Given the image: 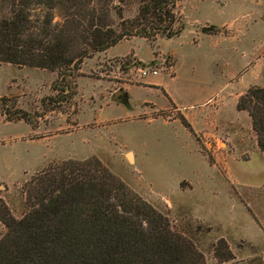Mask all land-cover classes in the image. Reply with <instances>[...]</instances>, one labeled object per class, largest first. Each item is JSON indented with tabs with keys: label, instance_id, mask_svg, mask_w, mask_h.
I'll use <instances>...</instances> for the list:
<instances>
[{
	"label": "rangeland",
	"instance_id": "374dc122",
	"mask_svg": "<svg viewBox=\"0 0 264 264\" xmlns=\"http://www.w3.org/2000/svg\"><path fill=\"white\" fill-rule=\"evenodd\" d=\"M97 1L100 8L110 7L114 25L138 10V0ZM1 4L8 15L11 0ZM174 11L172 39L125 38L106 54L84 58L70 78L60 79L57 70L0 62V207L21 217L29 207L27 185L37 173L95 157L161 211L206 264H264V154L248 113L220 140L209 127L192 133L161 88L139 84L138 70L164 72L166 87L182 106L201 105L208 89L226 84L230 93L223 105L232 108L249 87H264V0H178ZM209 22L230 30L218 47L209 38L193 41L191 30L215 29ZM171 53L178 56L175 78L165 74L175 71ZM134 54L147 63L138 65ZM218 55L227 57L226 71ZM119 89L117 101L113 95ZM15 109L26 111L30 122ZM6 231L0 220V238Z\"/></svg>",
	"mask_w": 264,
	"mask_h": 264
},
{
	"label": "trees",
	"instance_id": "16d2710c",
	"mask_svg": "<svg viewBox=\"0 0 264 264\" xmlns=\"http://www.w3.org/2000/svg\"><path fill=\"white\" fill-rule=\"evenodd\" d=\"M177 1L138 0L135 16L114 25L110 7L100 8L97 0H11L8 15L0 0V62L73 77L84 58L125 38H171ZM236 107L250 116L264 154V87H249ZM15 110L30 122L26 111ZM179 119L194 133L183 115ZM27 189L29 207L21 217L0 207L7 228L0 238V264H206L161 211L95 157L48 167L30 179Z\"/></svg>",
	"mask_w": 264,
	"mask_h": 264
},
{
	"label": "crops",
	"instance_id": "0c3cea01",
	"mask_svg": "<svg viewBox=\"0 0 264 264\" xmlns=\"http://www.w3.org/2000/svg\"><path fill=\"white\" fill-rule=\"evenodd\" d=\"M256 7L258 10L256 12V15H259V10H260L261 5H256ZM204 23H207V22H204ZM209 24H213L215 29L214 30L212 29V31L203 32L202 28L204 26H202L200 27V29L196 28L194 30H191V34L194 36L193 41L195 44H199L202 38H209L208 41L210 42V44L211 43L215 44L218 47L222 45L223 42L226 41L225 38L227 36H230V34L226 35V33H229L230 30L228 29L227 24H223V23L216 24L213 22H209ZM233 31L231 35H234ZM169 39H172V38H169ZM258 45H259V41L256 43V49L258 48ZM114 46H111L108 49L101 51L99 53L106 54L107 51ZM127 53L128 52H125L123 54L116 55V56L122 57V56H125ZM171 54L173 55V58H174L173 67L175 68V71L173 75H170L169 73H165V74L169 78H175L178 56L173 53ZM134 55L137 57L138 61H141L144 64L147 63L141 60V58H139L136 54ZM240 56L241 58H243L244 56L243 50L241 51ZM112 57H115V56H112ZM156 58H159V56L157 55ZM153 59H155V56L150 58L148 61H152ZM218 59H219V62L223 64L224 71H226L228 67L227 57L225 55H220V56L218 55ZM163 73L158 72V74L156 75H148V76H153L151 79L149 78V80L146 79V77L148 76L143 77L139 84L161 88L162 92L168 98V102L172 104L173 106H175V110L187 119V121L191 124L194 132L197 131L196 129L197 127H209L210 129H212L210 134L215 139L220 140V136L223 135V133L228 132L227 130L228 127H237L241 124L242 121H246L245 116L247 115H245L246 113L244 110L237 109L236 107L237 101L235 102L233 107L229 109L223 105L226 97H228L230 93V91L227 90L228 88L225 89L226 84H225V87L219 86L218 88L216 87L215 89H212V88L208 89L207 91L208 97L203 99V102H201L202 103L201 105L197 106L195 104H189L187 106H182L181 104H178L175 102V99L172 97L173 95L172 92L168 89V86L166 87L165 79L162 78ZM235 75L237 76L236 73L230 74V76L232 77L231 80L236 79ZM128 85L129 84H127L126 86L128 87ZM126 86H124V89L125 91H128ZM214 102L219 103V104H216L219 107H216ZM248 118H250L249 115H248ZM247 123L248 125L252 126L251 118L249 121H247ZM131 152L133 154V158H135L134 152L133 151Z\"/></svg>",
	"mask_w": 264,
	"mask_h": 264
},
{
	"label": "built area",
	"instance_id": "2783aa9c",
	"mask_svg": "<svg viewBox=\"0 0 264 264\" xmlns=\"http://www.w3.org/2000/svg\"><path fill=\"white\" fill-rule=\"evenodd\" d=\"M138 70H139V72H140L142 77H146L148 75H156V74H158V71L156 69L141 67Z\"/></svg>",
	"mask_w": 264,
	"mask_h": 264
},
{
	"label": "water",
	"instance_id": "95a60500",
	"mask_svg": "<svg viewBox=\"0 0 264 264\" xmlns=\"http://www.w3.org/2000/svg\"><path fill=\"white\" fill-rule=\"evenodd\" d=\"M211 29H212V27H203L202 28V31L205 32V31H208V30H211ZM139 65L140 66H143V63L140 61V64ZM121 94H122V90L119 89L116 92H114L113 98L114 99H117L116 97L119 96V95H121ZM117 101H119V99H117Z\"/></svg>",
	"mask_w": 264,
	"mask_h": 264
}]
</instances>
